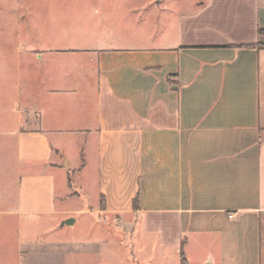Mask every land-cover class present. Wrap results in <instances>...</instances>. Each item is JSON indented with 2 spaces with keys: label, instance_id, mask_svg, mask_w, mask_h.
<instances>
[{
  "label": "crops",
  "instance_id": "1",
  "mask_svg": "<svg viewBox=\"0 0 264 264\" xmlns=\"http://www.w3.org/2000/svg\"><path fill=\"white\" fill-rule=\"evenodd\" d=\"M38 58L39 105L0 120V264H39L32 221L89 212L75 182L178 264H264V0H205L170 39Z\"/></svg>",
  "mask_w": 264,
  "mask_h": 264
},
{
  "label": "rangeland",
  "instance_id": "2",
  "mask_svg": "<svg viewBox=\"0 0 264 264\" xmlns=\"http://www.w3.org/2000/svg\"><path fill=\"white\" fill-rule=\"evenodd\" d=\"M204 1L0 0V120L11 118L18 108L25 118L28 109L30 113L39 105L42 74L39 69H46L44 63H39L40 51L121 48L141 45L152 37L170 39L175 33L177 16L195 10ZM7 149L8 155L0 156L3 173L6 159L13 157V143ZM72 192L78 195L73 210L89 212L73 215L71 218L77 219V223L65 226L60 232L52 230L63 221L57 223L51 219L32 221L34 228L41 222L37 231L27 233L23 228L25 239L22 240L29 248L28 261L178 264V253L160 246L140 225L124 230L114 221L93 213L96 207L92 192L82 191L76 182ZM35 246L37 252H30Z\"/></svg>",
  "mask_w": 264,
  "mask_h": 264
},
{
  "label": "water",
  "instance_id": "3",
  "mask_svg": "<svg viewBox=\"0 0 264 264\" xmlns=\"http://www.w3.org/2000/svg\"><path fill=\"white\" fill-rule=\"evenodd\" d=\"M75 224V220L73 218L67 219L64 222L61 223V226L63 227L64 225L67 226H73Z\"/></svg>",
  "mask_w": 264,
  "mask_h": 264
},
{
  "label": "trees",
  "instance_id": "4",
  "mask_svg": "<svg viewBox=\"0 0 264 264\" xmlns=\"http://www.w3.org/2000/svg\"><path fill=\"white\" fill-rule=\"evenodd\" d=\"M185 257H184V255L181 253V264H185Z\"/></svg>",
  "mask_w": 264,
  "mask_h": 264
}]
</instances>
